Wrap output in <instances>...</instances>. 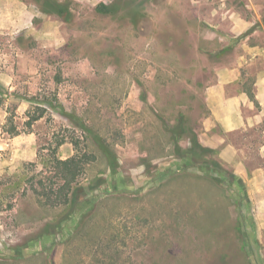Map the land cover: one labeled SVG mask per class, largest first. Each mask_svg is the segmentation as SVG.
Returning <instances> with one entry per match:
<instances>
[{"label":"rangeland","instance_id":"rangeland-1","mask_svg":"<svg viewBox=\"0 0 264 264\" xmlns=\"http://www.w3.org/2000/svg\"><path fill=\"white\" fill-rule=\"evenodd\" d=\"M247 45L264 0L0 1V264H264V124L200 139Z\"/></svg>","mask_w":264,"mask_h":264},{"label":"crops","instance_id":"crops-1","mask_svg":"<svg viewBox=\"0 0 264 264\" xmlns=\"http://www.w3.org/2000/svg\"><path fill=\"white\" fill-rule=\"evenodd\" d=\"M0 1L3 6L7 2ZM245 5H248V1H245ZM244 49L243 60L220 73L218 71L217 78L203 89V104L208 115L202 118L205 131L200 139L210 134L206 144L222 143L230 132H245L264 124V47L247 45ZM241 66L245 67L244 75L249 73L253 79L249 89L241 81ZM249 93L253 94V98ZM228 146L232 147L230 143ZM258 154L262 164L257 166L256 173L264 176V125Z\"/></svg>","mask_w":264,"mask_h":264},{"label":"trees","instance_id":"trees-1","mask_svg":"<svg viewBox=\"0 0 264 264\" xmlns=\"http://www.w3.org/2000/svg\"><path fill=\"white\" fill-rule=\"evenodd\" d=\"M95 11L99 13H110L112 9H110V6L104 2H99L95 6ZM62 9H57L58 13L60 14ZM249 96L253 98V94L249 93ZM43 114L38 115H31L28 120L26 121L28 127L32 124L33 121H36L39 119ZM12 116L7 117V123L9 125L6 127L3 126V131L7 133L9 136H14L20 133V130L17 128L16 125H14L12 121ZM63 142L61 139L57 145H60ZM89 157V154L87 152H77L71 157L60 159L58 157L53 158V162L55 164V167H57V170L59 171V177L63 180V186L60 190H63L65 188L70 189L72 183L75 181L77 175L83 168V164L85 160L83 158Z\"/></svg>","mask_w":264,"mask_h":264}]
</instances>
